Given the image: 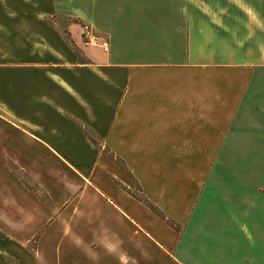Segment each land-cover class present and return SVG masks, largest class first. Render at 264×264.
<instances>
[{
	"label": "crops",
	"instance_id": "obj_1",
	"mask_svg": "<svg viewBox=\"0 0 264 264\" xmlns=\"http://www.w3.org/2000/svg\"><path fill=\"white\" fill-rule=\"evenodd\" d=\"M0 264H264V0H0Z\"/></svg>",
	"mask_w": 264,
	"mask_h": 264
},
{
	"label": "built area",
	"instance_id": "obj_2",
	"mask_svg": "<svg viewBox=\"0 0 264 264\" xmlns=\"http://www.w3.org/2000/svg\"><path fill=\"white\" fill-rule=\"evenodd\" d=\"M82 42L83 44L96 45L102 48L103 50L107 47L106 39L97 36L93 33L88 25L82 26Z\"/></svg>",
	"mask_w": 264,
	"mask_h": 264
},
{
	"label": "rangeland",
	"instance_id": "obj_3",
	"mask_svg": "<svg viewBox=\"0 0 264 264\" xmlns=\"http://www.w3.org/2000/svg\"><path fill=\"white\" fill-rule=\"evenodd\" d=\"M75 190H76V189H75ZM75 190H68V191H67V194L74 193Z\"/></svg>",
	"mask_w": 264,
	"mask_h": 264
}]
</instances>
